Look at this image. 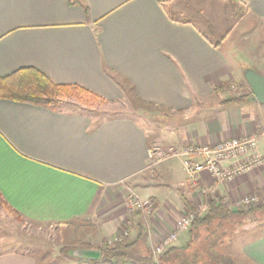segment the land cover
I'll list each match as a JSON object with an SVG mask.
<instances>
[{
	"label": "crops",
	"instance_id": "1",
	"mask_svg": "<svg viewBox=\"0 0 264 264\" xmlns=\"http://www.w3.org/2000/svg\"><path fill=\"white\" fill-rule=\"evenodd\" d=\"M195 1L0 0V76L35 67L54 83L78 84L107 101L130 94L170 118L148 131L130 116L96 121L79 109L0 99V194L13 211L63 227L92 218L106 238L128 224L134 238L140 225L151 248L176 230L188 211L185 200L204 213L206 197H221L231 208L245 195L264 197V104L246 91L248 65L235 60V46L227 49L231 57L222 50L238 19H257L264 28V0H204L240 9L226 12V24L234 19L222 32L217 19L201 25L194 20L202 9L184 16ZM217 41L222 43L215 46ZM228 82L242 86L245 98L228 101L221 88ZM251 135L257 137L255 152L263 165L227 181L207 171L191 179L179 158L155 166L148 161L150 145L162 137L168 145L184 147ZM129 188L152 205L150 214L126 215ZM263 224L264 219L242 230L259 232L241 243V261L264 264ZM187 228L169 245L183 246ZM0 264L36 261L8 250L0 251ZM67 264L92 263L69 258Z\"/></svg>",
	"mask_w": 264,
	"mask_h": 264
},
{
	"label": "rangeland",
	"instance_id": "2",
	"mask_svg": "<svg viewBox=\"0 0 264 264\" xmlns=\"http://www.w3.org/2000/svg\"><path fill=\"white\" fill-rule=\"evenodd\" d=\"M202 1L203 2L200 3L197 0L195 1L196 5L192 7L188 6L187 9H185L184 16L186 15L187 17H190L195 15L193 14V11L202 9L205 11H202L201 14V17L203 18L195 15L193 16L194 20L200 21L201 25L205 23L204 20L210 21L217 19L216 22L220 25L221 32L233 23V16L229 17V22L227 24L224 22L223 19L227 16V13L229 15L230 10L237 14L240 13V9L231 4L224 5L222 2H219L212 3L210 5L208 2H205L204 0ZM192 2L194 3V0H192ZM178 8L179 7H176L175 9L178 10ZM224 9L226 10L225 16H221ZM216 12L220 14L217 15ZM241 20L242 21L238 19V23L236 22L232 32H230L229 36L226 38L222 50H224L223 52L228 57H231L230 52L227 51V49L235 46L237 50L235 52V60L248 65V68H251L257 73L263 75L264 28L257 19L247 17L245 19L242 18ZM207 34L210 39H213L214 41L218 40V37L210 35L209 32H207ZM218 42L222 43V41ZM245 84V89L249 94L250 90L248 84L246 82ZM241 87L242 86H238L235 82H228L224 83L221 88L227 90L226 93L229 94L227 97H239L243 95ZM61 106L63 108L67 107L63 105ZM85 111L88 112V114H90L96 121L117 116H130L139 120L148 131L154 129V126H158L157 128H159L163 125L164 121L170 120L168 115L166 116L167 112L165 114L163 113L165 112L164 110H155V108L151 106L141 104L130 94L128 97L115 101H107L105 103L98 101L93 102L85 109ZM171 117L177 119L179 115ZM167 142L168 141H165L162 137L159 141L152 143L150 147L158 145L166 148V146H168ZM132 193L137 194L134 188H129L128 193L126 194L125 203L126 210L128 211L126 215L128 217H130L132 213H140L139 211L130 212L128 209V198ZM261 203L264 204V197L260 198L258 203L240 209H252L262 205ZM263 218L264 214L260 212L252 213L243 219L242 217L234 218L232 223H234V225H236V229L240 231L236 232L229 239L228 244L224 248V252L229 255L236 264H238L236 260H238V262H242L243 264L249 263V261H241L240 245L244 240L255 236L259 232L258 228H253L250 232L242 230L248 229L254 223H259ZM90 219H84L76 225L63 227L55 224L28 220L20 215L10 212L7 208L0 205V251L14 250L28 253L34 257L36 264H67L69 258L79 259L78 253L80 250L86 248L95 249L103 239L111 240L114 237V235L112 237L110 235L107 238L102 236L100 232H98L97 227L93 225L96 223V220ZM128 219L129 218H127L126 221L129 222ZM238 222H240V225L237 224ZM125 229L126 231L127 229L130 231V225L128 224V228ZM204 233L206 232L202 230L200 235L203 236Z\"/></svg>",
	"mask_w": 264,
	"mask_h": 264
},
{
	"label": "trees",
	"instance_id": "3",
	"mask_svg": "<svg viewBox=\"0 0 264 264\" xmlns=\"http://www.w3.org/2000/svg\"><path fill=\"white\" fill-rule=\"evenodd\" d=\"M218 43L217 41L214 45ZM245 96L230 97L228 101L242 100ZM0 99L51 109H59L63 105L82 112H86L85 109L93 102H107L78 84L54 83L35 67H21L10 74L0 76ZM204 202L206 211L200 213L189 201H184L188 209L186 214L193 215L187 228L188 239L183 246H167L157 257L159 264H236L224 252L229 239L240 231L232 222L235 217L243 219L256 212L264 214V204L247 210L240 209L244 208L243 206L231 208L221 197H206ZM0 205L17 214L5 203L1 194ZM237 224L240 225V222ZM136 227L134 238L129 237L127 230L125 235L119 231L120 237L115 240L103 239L95 248L97 258L87 260L92 264H154L151 248L144 242V228L140 225ZM202 230L206 232L203 236L200 235Z\"/></svg>",
	"mask_w": 264,
	"mask_h": 264
},
{
	"label": "built area",
	"instance_id": "4",
	"mask_svg": "<svg viewBox=\"0 0 264 264\" xmlns=\"http://www.w3.org/2000/svg\"><path fill=\"white\" fill-rule=\"evenodd\" d=\"M257 146L256 135L247 137L224 139L214 144H190L184 147L168 145L160 147L154 145L148 149V161L151 166L157 165L162 161L179 158L182 162L186 175L194 179V177L202 172L207 171L218 181H227L234 176L247 172L254 167L263 165V158L255 152ZM241 158L240 161L225 167L222 162L229 159ZM260 197L257 194L243 196L237 206L248 207L259 202ZM258 201V202H257ZM129 211H139L144 214H150L152 205L143 201L137 194H130L128 198ZM193 215L186 214L176 224V230L168 236L157 242L151 247L154 264H159L158 255L175 240L177 232L185 230ZM126 230L121 234H126ZM117 233L111 240L119 238Z\"/></svg>",
	"mask_w": 264,
	"mask_h": 264
},
{
	"label": "water",
	"instance_id": "5",
	"mask_svg": "<svg viewBox=\"0 0 264 264\" xmlns=\"http://www.w3.org/2000/svg\"><path fill=\"white\" fill-rule=\"evenodd\" d=\"M243 75L250 88L251 99L264 104V75L251 68L245 69ZM96 251L95 249H82L79 251L78 256L83 259H96Z\"/></svg>",
	"mask_w": 264,
	"mask_h": 264
}]
</instances>
